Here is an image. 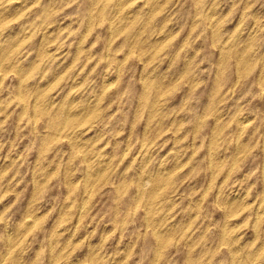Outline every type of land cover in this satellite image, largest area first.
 <instances>
[{"label":"clouds","instance_id":"obj_1","mask_svg":"<svg viewBox=\"0 0 264 264\" xmlns=\"http://www.w3.org/2000/svg\"><path fill=\"white\" fill-rule=\"evenodd\" d=\"M0 264H264V0H0Z\"/></svg>","mask_w":264,"mask_h":264}]
</instances>
